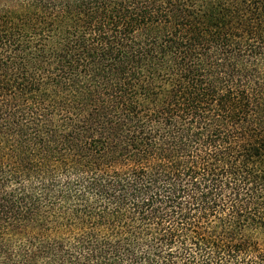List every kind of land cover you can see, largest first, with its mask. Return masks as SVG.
Wrapping results in <instances>:
<instances>
[{
  "label": "trees",
  "instance_id": "16d2710c",
  "mask_svg": "<svg viewBox=\"0 0 264 264\" xmlns=\"http://www.w3.org/2000/svg\"><path fill=\"white\" fill-rule=\"evenodd\" d=\"M0 264H264V0H0Z\"/></svg>",
  "mask_w": 264,
  "mask_h": 264
}]
</instances>
